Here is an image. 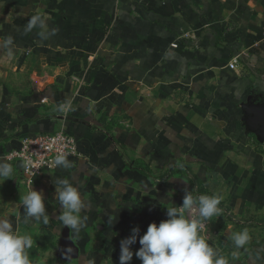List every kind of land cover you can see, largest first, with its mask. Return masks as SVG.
Listing matches in <instances>:
<instances>
[{
    "label": "crops",
    "instance_id": "0c3cea01",
    "mask_svg": "<svg viewBox=\"0 0 264 264\" xmlns=\"http://www.w3.org/2000/svg\"><path fill=\"white\" fill-rule=\"evenodd\" d=\"M263 33L264 0H0V162L13 169L0 179V218L17 232L45 225L22 223L31 187L59 251L68 238L75 264H119L132 228L166 220L188 190L220 197L226 212L204 236L228 264H264V141L242 111L264 102ZM60 127L76 140L71 167L28 183L5 154ZM61 179L87 204L78 237L56 219ZM139 247L138 237L130 264H142Z\"/></svg>",
    "mask_w": 264,
    "mask_h": 264
},
{
    "label": "clouds",
    "instance_id": "9594fccd",
    "mask_svg": "<svg viewBox=\"0 0 264 264\" xmlns=\"http://www.w3.org/2000/svg\"><path fill=\"white\" fill-rule=\"evenodd\" d=\"M38 20V17H33L29 27L35 25ZM54 164L57 168L71 167L66 154L57 155ZM12 174L11 165L0 162V179L7 180ZM54 183L56 201L61 208L56 219L60 222L61 230L67 228L78 237L86 226L87 217L82 213L87 204L78 188L68 179ZM220 203L219 196H194L191 191L185 190L181 206L167 207L166 220L158 225L150 223L143 235H139V228L134 227L131 234L120 241L119 264H130L134 255L131 246L137 243L138 237L140 247L135 256L142 264H228L204 236L208 222L211 218L218 217L222 211ZM22 207L23 224L49 223L50 217L41 191L29 187L23 197ZM193 207L196 208L197 215H186ZM249 240L247 230L232 235L234 246L238 249L243 248ZM33 243L30 235L17 232L11 219L0 218V264H35L29 251Z\"/></svg>",
    "mask_w": 264,
    "mask_h": 264
},
{
    "label": "built area",
    "instance_id": "2783aa9c",
    "mask_svg": "<svg viewBox=\"0 0 264 264\" xmlns=\"http://www.w3.org/2000/svg\"><path fill=\"white\" fill-rule=\"evenodd\" d=\"M264 36V33H263ZM171 46L176 47V43ZM238 63V56H233L228 62L230 68L234 69ZM59 154L73 156L77 154L75 138L63 127L50 133H37L32 136L20 138V145L17 149H12L5 154L7 160H18L22 164V172L27 180L31 182L32 177L44 170L55 166V157ZM221 213H225L223 207ZM188 216L197 215L195 207L191 209Z\"/></svg>",
    "mask_w": 264,
    "mask_h": 264
},
{
    "label": "rangeland",
    "instance_id": "374dc122",
    "mask_svg": "<svg viewBox=\"0 0 264 264\" xmlns=\"http://www.w3.org/2000/svg\"><path fill=\"white\" fill-rule=\"evenodd\" d=\"M18 233L33 238V247L29 251L35 264H75L73 258L60 253L56 232L51 225L18 230Z\"/></svg>",
    "mask_w": 264,
    "mask_h": 264
},
{
    "label": "water",
    "instance_id": "95a60500",
    "mask_svg": "<svg viewBox=\"0 0 264 264\" xmlns=\"http://www.w3.org/2000/svg\"><path fill=\"white\" fill-rule=\"evenodd\" d=\"M243 122L246 130L253 133L258 142L264 141V102H250L242 105ZM60 253L71 257L75 254V248L71 241L61 238ZM72 258V257H71Z\"/></svg>",
    "mask_w": 264,
    "mask_h": 264
},
{
    "label": "trees",
    "instance_id": "16d2710c",
    "mask_svg": "<svg viewBox=\"0 0 264 264\" xmlns=\"http://www.w3.org/2000/svg\"><path fill=\"white\" fill-rule=\"evenodd\" d=\"M223 214V213H222Z\"/></svg>",
    "mask_w": 264,
    "mask_h": 264
}]
</instances>
